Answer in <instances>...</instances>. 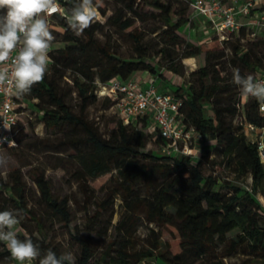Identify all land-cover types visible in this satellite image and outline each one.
Returning a JSON list of instances; mask_svg holds the SVG:
<instances>
[{"label": "trees", "instance_id": "trees-1", "mask_svg": "<svg viewBox=\"0 0 264 264\" xmlns=\"http://www.w3.org/2000/svg\"><path fill=\"white\" fill-rule=\"evenodd\" d=\"M58 2L61 7L71 8L77 0ZM118 2L119 6L108 15L106 9L100 8L99 12L107 15L109 24L127 30L132 42L131 57L116 55L106 43H101L96 37L95 21L79 36L65 28V45L49 50L48 73L42 82L34 85L30 94L16 96L18 120L13 128L16 146L21 141L17 132L27 102L41 111L39 120L46 125L58 129L68 125L78 131L77 135L47 142L46 146L56 152L68 148V157L75 166L72 175L81 183L86 203L90 202L86 180L115 171L113 188L106 191L107 199L97 201L96 212L88 216L83 228L85 234L73 235L78 247L75 264H138L152 256L165 264H227L226 258L240 252L264 264V205L254 197L258 192L264 195V166L258 159L255 143L237 123L242 114L245 121L264 126V115L259 112L255 98L249 97L239 108L240 89L232 83V71L227 67L240 65L242 75L243 70L254 77L257 72L264 74V35L251 39L246 29L241 28L223 40L213 36L194 43L181 31L189 20L191 0ZM140 4L148 5L150 11L141 13ZM67 12L63 10L56 15L60 16L62 27L67 25ZM149 17L158 23L148 32L150 38L136 24V20L143 22ZM226 49L229 55L225 54ZM200 53L204 54L203 65L185 71L183 60L191 61L189 57ZM152 57L156 61H147ZM140 71L161 76L167 71L182 78V84L169 91L180 102L181 120L203 139L212 141L198 156H171L145 150L152 140L161 144L160 138L148 130V116L125 123L115 112L116 127L105 136L86 117V108L97 98L110 101L108 108L115 103L110 96L97 95L96 81L105 82L116 76L128 80ZM67 72L79 99L77 112H73L59 90L58 82ZM205 103L209 105L207 113L203 111ZM214 153L228 167L232 166L235 180L250 176V190L228 175L223 178L229 185L228 191L218 189L221 177L212 169L216 164ZM206 168H211L209 174L204 173ZM30 174L34 190L18 168L12 169L5 180L0 175V211L20 210L22 219L18 225L24 234L18 238H31L42 253L51 249L60 256L46 240L48 232L42 212L35 211L30 200L37 191L46 211L67 226L71 221L68 198L53 195L43 171L33 167ZM115 194L120 197L123 212L113 225L115 236L107 239L96 255L92 233L104 237L108 230L101 225L95 228L96 219L99 224L100 212L107 211L110 205L111 225ZM31 221L34 230L28 225ZM141 223L146 224L147 232L138 242L136 232ZM11 259L6 245L0 242V263Z\"/></svg>", "mask_w": 264, "mask_h": 264}, {"label": "rangeland", "instance_id": "rangeland-1", "mask_svg": "<svg viewBox=\"0 0 264 264\" xmlns=\"http://www.w3.org/2000/svg\"><path fill=\"white\" fill-rule=\"evenodd\" d=\"M96 6V18L95 22L98 23V30L96 32V37L101 43H106L116 55L121 57H131L133 55L132 42L128 37L127 30H121L116 26H113L106 22L107 15L117 6H119L118 0H94ZM106 9L107 15L103 16L100 14L99 9ZM63 10L69 11L71 8L66 6L62 7ZM138 10L141 12H149L150 8L148 5L140 4ZM141 12V13H142ZM68 17V12H67ZM60 16H55L48 21V26L50 31L54 36V40L51 43V48L63 47L65 42L63 40L65 28H69L68 24L66 27L60 25ZM136 24L142 29L144 33H147V37H152L148 32L158 25L152 18L149 17L147 21L136 20ZM186 25L181 27V31L187 36V39L194 43H200L208 40V38L201 37L197 39L194 36L187 35L185 32ZM70 29V28H69ZM225 54L229 55L228 50H225ZM197 65H203L204 54L200 53L195 56ZM147 61H156L155 58H148ZM186 66V65H185ZM228 69L232 71L233 66L227 65ZM195 68V67H193ZM237 68L241 69L240 65ZM189 67L186 66L185 71H189ZM245 75L251 74L250 71L243 70ZM48 73V71H47ZM66 77L60 80L59 90L60 93L64 95V98L68 105H70L73 112H77L79 109V99L77 93L73 91L69 73L67 72ZM176 85L173 86V88ZM110 96V95H109ZM112 98V96H110ZM37 100L34 101V103ZM26 103V102H25ZM33 103V102H32ZM27 110L25 115L20 116V126L17 136L21 138L18 145L12 149H0V153H5L8 157V164L0 168V175L5 180L8 178L9 172L18 168L22 171L23 179L26 183L34 190L35 185L31 178L30 170L35 167L40 171L44 172L45 177L49 180L51 185L52 193L55 197L66 196L68 198V203L71 213V221L67 226L62 225L58 219L51 216L50 213L46 211V208L38 200V192L36 191L33 199L30 200V205L37 212H42L45 222V231L48 232L46 240L54 245L58 250L59 254L65 252H71L76 258L78 254V247L75 243L73 235L78 233L83 236L85 231L83 230L86 220L89 215L96 212L97 201L101 199H107L106 191L113 188V183L115 181V171L111 170L105 174L98 177L89 178L86 180V187L88 194L90 196V202L86 203L84 201V194L81 188V183L75 179L72 175V170L75 166L72 164V160L68 157V148H61L60 152L53 151L50 147L46 146L48 142H56L57 139L66 137L70 134H78L77 130H72L70 126L63 125L60 129L52 128L46 125L44 122L39 120L41 116V111L34 107L31 103L27 102ZM45 104V102H43ZM110 101L106 103L103 98H97L96 101L91 103L85 110V115L89 121L93 122L95 126L98 127L99 132L102 136L107 135L111 131H114L116 124L118 122L117 115L115 116V108H108ZM209 105L204 104V113L208 112ZM161 144L157 141L148 142L145 150H150L154 154L161 153ZM215 162L213 168L216 173L221 177V184L218 189L220 191H228L229 185L226 184V180L223 178L228 175V178L234 179L232 172V166L228 167L225 160H223L216 153ZM211 168L204 169L205 174H209ZM235 182L243 187L246 185H251L250 176H244L242 178L236 179ZM143 192V189H142ZM254 197L264 205V195L258 192L254 194ZM111 199L108 198V201ZM114 215L111 220V225L108 224L109 210L111 206H107V211L100 212L99 224L95 223V228L98 225L102 227H108L107 235L104 237L97 236L95 232L94 235V246L96 250V255L100 252L102 245L105 241L111 237L115 236V231L113 228L114 223L119 219L121 213L123 212V207L121 205V200L118 194L114 197ZM29 227L34 230V222H28ZM18 235L24 234V231L19 225H16L15 229ZM147 232V226L145 223H141L136 232V239L138 242L142 240ZM34 234L42 238L39 234L34 232ZM168 236L167 233H165ZM225 262L227 264H261L258 260L249 258L243 253H237L230 258H226ZM37 261H33L32 264H37ZM0 264H18L13 258L7 263ZM27 264V262H25ZM138 264H165L160 259L155 256L148 257L140 261Z\"/></svg>", "mask_w": 264, "mask_h": 264}, {"label": "built area", "instance_id": "built-area-1", "mask_svg": "<svg viewBox=\"0 0 264 264\" xmlns=\"http://www.w3.org/2000/svg\"><path fill=\"white\" fill-rule=\"evenodd\" d=\"M58 5L56 13L45 17L47 21L62 13L59 2ZM190 8L186 25L192 27L198 22L205 38L215 36L223 40L229 33H238L241 28L246 29L247 37L251 39L264 35V0H191ZM16 54L14 51L12 56ZM3 66L8 65H0ZM255 79L264 80V74L257 72ZM169 91L159 90L153 83L141 87L140 79L135 76L128 80L116 76L105 82L96 81L95 88L97 95H110L115 99L112 107L123 122L134 123L138 117L148 116V130L160 138L162 154L198 156L207 146L205 139L193 127H187L182 122L180 102ZM16 96L11 85H0V149L16 146L13 134L18 120ZM247 99L241 95L240 109ZM258 110L264 115V102L258 101ZM237 123L255 143L258 159L264 166V126L245 121L242 114L237 118ZM245 188L250 190L249 185Z\"/></svg>", "mask_w": 264, "mask_h": 264}, {"label": "clouds", "instance_id": "clouds-1", "mask_svg": "<svg viewBox=\"0 0 264 264\" xmlns=\"http://www.w3.org/2000/svg\"><path fill=\"white\" fill-rule=\"evenodd\" d=\"M58 7V0H0V65H8L0 67V85H11L17 96L30 94L48 71L54 36L45 17L56 13ZM96 15L94 0H77L68 11L67 24L79 36L92 25ZM14 51L17 54L12 56ZM232 83L243 97L264 102V80L242 75L239 68H233ZM7 164V155L0 153V168ZM21 219L20 210L0 211V242L18 264H75L71 252L58 256L49 249L42 253L31 238H18L14 229Z\"/></svg>", "mask_w": 264, "mask_h": 264}, {"label": "crops", "instance_id": "crops-1", "mask_svg": "<svg viewBox=\"0 0 264 264\" xmlns=\"http://www.w3.org/2000/svg\"><path fill=\"white\" fill-rule=\"evenodd\" d=\"M202 27L199 25L198 22H195L192 27L189 25H186L185 27V32L187 35H191L196 37L197 39L204 37L203 33L201 32ZM191 61H186V59L183 60V63L189 67L190 69H193V67H196L197 61L195 57H189ZM163 75H153L149 72L146 71H140L137 72L134 76L138 77L140 79V86L141 87H146L148 84L153 83L156 85L159 90L162 91H169L173 88L174 85L176 84H182L181 79L173 75L170 72L163 71ZM212 141L205 139V144L209 145L211 144Z\"/></svg>", "mask_w": 264, "mask_h": 264}]
</instances>
